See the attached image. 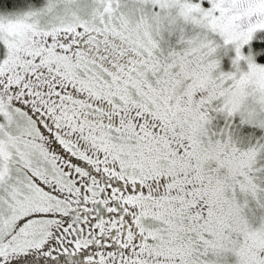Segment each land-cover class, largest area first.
Returning a JSON list of instances; mask_svg holds the SVG:
<instances>
[{"label":"snow or ice","instance_id":"snow-or-ice-1","mask_svg":"<svg viewBox=\"0 0 264 264\" xmlns=\"http://www.w3.org/2000/svg\"><path fill=\"white\" fill-rule=\"evenodd\" d=\"M0 264H264V0H0Z\"/></svg>","mask_w":264,"mask_h":264}]
</instances>
